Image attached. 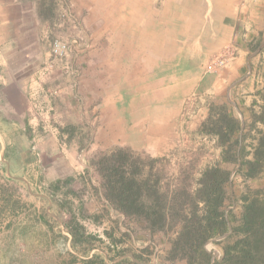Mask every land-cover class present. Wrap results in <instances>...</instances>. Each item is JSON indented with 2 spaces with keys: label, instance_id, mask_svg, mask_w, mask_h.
<instances>
[{
  "label": "rangeland",
  "instance_id": "374dc122",
  "mask_svg": "<svg viewBox=\"0 0 264 264\" xmlns=\"http://www.w3.org/2000/svg\"><path fill=\"white\" fill-rule=\"evenodd\" d=\"M186 1L190 4L194 0ZM62 15L57 22V38L53 41L49 36L41 41L43 60L37 67L45 73L56 61L49 70L58 68L65 76L37 87L28 101L0 91V264H87L85 257L94 258V264H171L166 260L169 236H152L107 206L103 191H98L101 179L92 161L102 152L129 147L136 156L159 159L154 166L155 180L162 187L173 190L186 186L195 194L203 173L221 164L219 139L200 134L198 128L209 122L211 115L212 120L218 118L219 107L232 109L227 89L211 93L215 81L212 74L227 57L212 55L208 61L197 60V75L203 70L207 74L205 84L201 81L190 93H165L164 109L158 108L161 104L157 100L149 102L157 104L149 120L167 116L171 124L164 128L149 123L142 132H134L123 125V120L120 123L125 116L122 109L99 107L106 95L107 76L118 63L108 61L111 53L108 40L101 37L103 31L99 35L97 30L79 26L69 13ZM170 32L165 30V34ZM55 41L69 46L70 52L62 61L51 56ZM257 48L258 44L252 46L254 52ZM202 53L200 57L206 56ZM249 63L253 65L251 60ZM254 63L264 75V60ZM122 64L116 66L117 71L122 72ZM165 64L167 71L171 70L172 62ZM61 85L68 86L65 92L50 91ZM259 98L261 103H255L256 108L245 111L246 119H239L247 146L256 143L253 138L264 131V125L256 120L264 105V92ZM124 137L128 139L126 145ZM51 144L53 150L42 149V145ZM67 167L69 171H62ZM227 168L236 170L234 165ZM248 184L264 192V173ZM233 191L237 200L245 191L240 176L234 180ZM236 213H241L240 203ZM218 241L207 245L217 258L222 254Z\"/></svg>",
  "mask_w": 264,
  "mask_h": 264
},
{
  "label": "crops",
  "instance_id": "0c3cea01",
  "mask_svg": "<svg viewBox=\"0 0 264 264\" xmlns=\"http://www.w3.org/2000/svg\"><path fill=\"white\" fill-rule=\"evenodd\" d=\"M56 2L62 17L69 13L79 26L97 30L99 35L103 31L101 37L108 40L111 53L108 61L118 63L114 74L107 76L106 95L99 107L122 109L125 116L119 121L123 120L128 130L142 132L149 123L164 128L171 124L167 116L149 120V113H156L153 106L157 105L149 102L157 100L161 104L158 108L164 109L165 93H190L201 81L205 84L207 74L202 69L197 75L196 61H208L212 55L227 59L212 74L215 81L211 93L227 89L236 118L246 119L245 111L261 103L264 75L254 62L264 60V0H194L190 4L186 0ZM184 7L188 10H181ZM38 8L36 0H0V91L11 98L15 94L30 99L29 95L43 83L65 76L58 68L44 73L37 67V62L43 60L41 41L50 36ZM167 29L171 30L169 35L165 34ZM255 44L258 48L254 52ZM202 52L206 56L200 57ZM121 62L123 70L119 72L116 66ZM165 62H172L171 70L167 71ZM67 88L61 85L50 91L62 93ZM11 98L9 102H13ZM127 140L124 137L125 145ZM53 147L42 145L43 150ZM69 170L67 167L62 171Z\"/></svg>",
  "mask_w": 264,
  "mask_h": 264
},
{
  "label": "trees",
  "instance_id": "16d2710c",
  "mask_svg": "<svg viewBox=\"0 0 264 264\" xmlns=\"http://www.w3.org/2000/svg\"><path fill=\"white\" fill-rule=\"evenodd\" d=\"M36 1L39 17L49 26L54 41L59 19L57 0ZM219 110L221 115L214 120L211 115L198 131L219 139L221 164L203 173L195 194L186 186L173 190L162 187L155 180L154 166L159 159L146 160L129 147L102 152L92 161L101 179L98 191H103L107 206L152 236H169L166 260L171 264H264V192L248 184L264 173V131L253 138L256 143L247 146L245 128L233 110L225 106ZM257 120L264 125V105ZM256 126L257 122L255 130ZM228 165L236 170L228 169ZM237 176L245 183L238 200L233 191ZM238 203L240 215L236 213ZM218 239L222 250L219 258L207 248L209 242ZM83 261L94 264L95 259L85 257Z\"/></svg>",
  "mask_w": 264,
  "mask_h": 264
},
{
  "label": "built area",
  "instance_id": "2783aa9c",
  "mask_svg": "<svg viewBox=\"0 0 264 264\" xmlns=\"http://www.w3.org/2000/svg\"><path fill=\"white\" fill-rule=\"evenodd\" d=\"M70 52L68 44L62 42V41H55L52 44V50H51V56L54 59L62 60L68 56ZM220 65L223 64L222 61L219 62ZM54 63L49 64L47 70L54 69Z\"/></svg>",
  "mask_w": 264,
  "mask_h": 264
}]
</instances>
